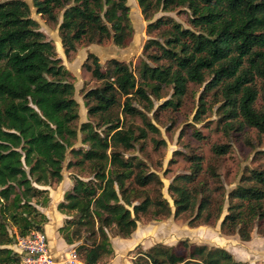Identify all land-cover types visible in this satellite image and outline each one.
I'll return each instance as SVG.
<instances>
[{"label": "trees", "instance_id": "1", "mask_svg": "<svg viewBox=\"0 0 264 264\" xmlns=\"http://www.w3.org/2000/svg\"><path fill=\"white\" fill-rule=\"evenodd\" d=\"M147 32L156 35L142 47L138 78L124 62L111 59L102 69L89 55L83 67L100 82L83 94L89 117L82 123L84 150L74 149L78 103L69 72L53 44L39 31L23 0H0V264H20L7 246L17 237L41 231L47 218L37 208L49 202V186L62 180L67 150L77 157L68 167L87 164L92 176L74 178L71 190L57 205L74 213L59 233L84 264H98L113 255L107 230L129 238L141 217L160 221L191 214L188 225H212L219 219L223 235L249 241L256 229L264 236V162L242 175L225 194L219 162L230 152L228 144L213 145L211 157L185 156L188 172L176 175L168 187L173 210L161 194L162 182L135 156L123 151L144 140V128L126 126L121 114L139 116L145 127L157 130L145 114L132 106L138 99L151 109L170 88L171 98L161 109L178 110L190 85L202 86L199 113L205 96L221 102L219 121L240 132L264 134V0H136ZM37 14L56 22L65 53L76 45L103 44L117 48L133 36L126 0H33ZM186 14L188 27L168 16L151 21L158 12ZM124 99L121 101V99ZM97 127H104L99 133ZM137 133V134H136ZM200 138L198 133L195 134ZM264 159V151L259 152ZM32 200H35L32 202ZM225 214L223 217V211ZM13 229V233L10 232ZM17 236V237H16ZM137 249V248H136ZM131 264H247L217 247L155 244L138 250Z\"/></svg>", "mask_w": 264, "mask_h": 264}, {"label": "rangeland", "instance_id": "2", "mask_svg": "<svg viewBox=\"0 0 264 264\" xmlns=\"http://www.w3.org/2000/svg\"><path fill=\"white\" fill-rule=\"evenodd\" d=\"M23 1L29 6L30 16L36 21L39 31L53 44L57 57L70 74L68 80L74 87V99L78 103V120L74 125L77 138L73 141V148L84 150L88 147V144L82 143L80 126L85 122L96 125L97 118L87 115L83 103V94L90 88L99 87L100 82L85 70L83 64L90 54L98 58L102 69L106 67L109 60L115 59L127 64L138 78L140 63L145 60L142 47L146 40L154 37L156 33L149 34L147 32L149 22L143 19L137 1L126 0V5L129 7V19L133 28L132 39L126 47L117 48L111 41L99 45L78 44L75 51L66 54L58 33L61 13H59L57 21L53 22L47 17L37 14L33 7V0ZM161 16L171 17L181 23L182 26L188 27L186 14L176 11L158 12L151 21H155ZM87 62L90 64L91 61L88 60ZM202 90V86L190 85V93L182 99V104L176 111L160 108L164 101L171 98L172 91L167 87L162 89L160 99L151 97L153 100L151 109L144 106L143 102L138 99L131 101L132 106L143 112L147 120L156 128V133L150 132L139 116H125L121 114V109L119 110L124 125L132 124L133 127L144 128L147 132L146 138L135 143L133 149L123 151L124 156H135L146 165L148 171L159 177L162 182L161 194L172 210L173 199L168 187L176 175L188 172V162L185 156L197 154L208 160L211 157V147L213 145L228 144L230 152L222 157L218 167L225 194L240 183L242 175L248 170L264 162V159L259 157V152L264 151V134L258 135L255 130L246 127L240 132L225 129L223 127L224 121H219L221 102L215 101L212 95L205 96V112L199 113L198 103ZM123 100L122 98L121 101ZM96 130L102 133L104 127H97ZM196 133L200 135V138L196 137ZM76 160L77 157L71 153L70 149L67 150L62 165L61 182L52 183L49 186H35L42 190L51 188L60 195L64 194L65 197V193L69 192L73 186L74 178H80L83 181L92 178L87 164L68 167L69 162L72 163ZM34 201L32 200V202ZM224 214L225 210L221 217ZM190 216L191 214H185L179 218L170 216L160 221L141 217L137 222L135 231L128 239L118 237L114 228L108 229L109 242L112 243L111 246L117 252L114 264L132 263L138 250H147L155 244L160 243L165 246L176 247L181 241H185L189 245L222 248L228 251L233 259L238 262L264 264V236L258 233L256 229L251 232L249 241L244 242L237 235H223L220 231L221 219L209 226L200 225L191 228L188 225ZM11 230L10 234L14 231ZM122 241L128 242L130 245L135 243V245L126 251ZM80 243L81 241L76 242L75 245ZM112 258H114V255L104 257L99 263L110 264Z\"/></svg>", "mask_w": 264, "mask_h": 264}, {"label": "crops", "instance_id": "3", "mask_svg": "<svg viewBox=\"0 0 264 264\" xmlns=\"http://www.w3.org/2000/svg\"><path fill=\"white\" fill-rule=\"evenodd\" d=\"M45 190L48 191L47 194L49 197V202L47 203V205L45 207L37 206L38 210L43 215H45V217L47 218V222L42 225V231H44V233L47 236L49 250H50L52 257L56 261V264H65L64 260L66 258V255L71 250H74V248L77 245H75V243L72 245L66 244V242L62 238V235L59 233V229L64 225V222L66 220L74 218L75 214L61 213L57 210V205L63 201L64 194L60 195V194L56 193L55 191L51 190V188L45 189ZM121 239H123V238H121ZM126 239H128V238H126ZM85 242H86L85 238H83L81 240L80 244H83ZM111 245H112V243H111ZM123 245L125 247L124 250L126 249V251H127V250H130V248L132 246H134L135 243H132V245H130L128 242L124 241ZM111 247L113 250L114 258H112V260L110 261V264H114L115 259L117 257V252L113 246H111ZM7 248L11 249L13 251V253L18 255V253L16 252L15 240L12 243V245L7 246ZM81 263L84 264L82 261H81ZM98 264H101V263H98ZM129 264H131V262H129Z\"/></svg>", "mask_w": 264, "mask_h": 264}, {"label": "built area", "instance_id": "4", "mask_svg": "<svg viewBox=\"0 0 264 264\" xmlns=\"http://www.w3.org/2000/svg\"><path fill=\"white\" fill-rule=\"evenodd\" d=\"M16 252L20 256V264H56L52 257L47 236L44 231H32L25 237L15 240ZM65 264H82L74 250L64 260Z\"/></svg>", "mask_w": 264, "mask_h": 264}]
</instances>
